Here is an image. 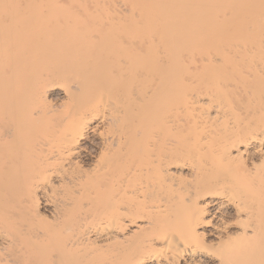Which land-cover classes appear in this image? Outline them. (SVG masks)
Wrapping results in <instances>:
<instances>
[{"label": "bare ground", "instance_id": "bare-ground-1", "mask_svg": "<svg viewBox=\"0 0 264 264\" xmlns=\"http://www.w3.org/2000/svg\"><path fill=\"white\" fill-rule=\"evenodd\" d=\"M0 264H264V0H0Z\"/></svg>", "mask_w": 264, "mask_h": 264}]
</instances>
